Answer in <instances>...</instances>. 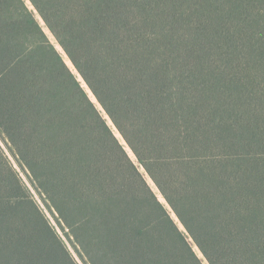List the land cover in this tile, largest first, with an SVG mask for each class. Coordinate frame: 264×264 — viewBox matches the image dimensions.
Here are the masks:
<instances>
[{"label": "trees", "instance_id": "obj_1", "mask_svg": "<svg viewBox=\"0 0 264 264\" xmlns=\"http://www.w3.org/2000/svg\"><path fill=\"white\" fill-rule=\"evenodd\" d=\"M0 264H264V0H0Z\"/></svg>", "mask_w": 264, "mask_h": 264}, {"label": "rangeland", "instance_id": "obj_2", "mask_svg": "<svg viewBox=\"0 0 264 264\" xmlns=\"http://www.w3.org/2000/svg\"><path fill=\"white\" fill-rule=\"evenodd\" d=\"M28 3L30 4L29 1H28ZM30 7L33 8V6H32L31 4H30ZM38 18L40 19V21H41L42 24L44 25V23H43V21L41 20V18H40L39 16H38ZM45 30H46V32L48 33V35L50 36V38L52 39V41L55 43V45L57 46V48L63 53L61 47L58 45V43L56 42L55 38H54L53 35L50 33V31H49L46 27H45ZM63 55H64L65 59L67 60L68 64L72 67V69H74L72 63L68 60V58H67V56L65 55V53H63ZM74 71L77 72L75 69H74ZM80 79H81V78H80ZM81 80H82V79H81ZM82 82H83V81H82ZM83 83H84V82H83ZM84 85H85V84H84ZM93 98H94V97H93ZM109 122H110V124H112L111 121H109ZM118 136L121 138V136L119 135V133H118ZM127 149H128V151H129V153L131 154V156H132L133 158H135V156H134V154L132 153V151H131L129 148H127ZM148 181L150 182V184L152 185V187L157 191V189H156L155 185L153 184L152 180H151V179H148ZM36 196H37V195H36ZM160 197H161V195H160ZM37 198H38V200L41 202V200L39 199L38 196H37ZM161 200L164 201V199H163L162 197H161ZM42 206H43V205H42ZM46 212H47L48 216L50 217V219L53 221L54 219L52 218L51 214H50L48 211H46ZM53 222H54V221H53ZM67 243L70 245V243H69L68 241H67ZM70 248H71L72 251H74L71 245H70ZM200 256L203 257L201 253H200ZM205 262H206V261H205ZM206 263H207V262H206Z\"/></svg>", "mask_w": 264, "mask_h": 264}]
</instances>
